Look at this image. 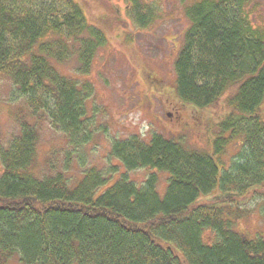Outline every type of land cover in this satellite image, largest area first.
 <instances>
[{
	"label": "trees",
	"instance_id": "16d2710c",
	"mask_svg": "<svg viewBox=\"0 0 264 264\" xmlns=\"http://www.w3.org/2000/svg\"><path fill=\"white\" fill-rule=\"evenodd\" d=\"M250 1L200 0L185 10L177 98L209 110L226 94L210 150L183 134L132 135L98 166L79 156L96 127L85 108L91 84L78 89L52 61L78 55L86 76L105 36L77 0H0V80L12 89L9 103L25 111L17 133L0 136V264L15 255L20 264H264V230L254 239L235 230L264 199V32L252 26ZM132 2L138 25L155 21L154 9L145 14ZM41 118L66 147L37 175ZM139 169L150 172L143 183L129 177Z\"/></svg>",
	"mask_w": 264,
	"mask_h": 264
},
{
	"label": "rangeland",
	"instance_id": "374dc122",
	"mask_svg": "<svg viewBox=\"0 0 264 264\" xmlns=\"http://www.w3.org/2000/svg\"><path fill=\"white\" fill-rule=\"evenodd\" d=\"M132 1L77 0L86 21L105 36V43L95 53L86 76H82L78 55H72L70 61L62 65L52 61L59 75L79 81L78 89L83 82L91 84L92 96L87 99L85 108L87 117L93 116L96 127L91 129L95 131L91 142L80 148L79 156L85 165H107L104 160L112 145L132 135L148 141L155 134L172 138L183 134L188 145L209 151L216 134L215 124L227 112L226 94L215 108L200 110L179 100L175 92L174 65L189 26L185 10L200 0H140L144 5L142 12L149 14L151 8L157 16L146 27L135 21ZM247 12L252 26L264 32V0H251ZM11 93L8 82L0 80L3 142L17 133L16 116L24 117L17 114H25L21 104L9 103ZM38 142L34 173L44 175L48 173L50 159L56 164L61 162L66 138L43 120ZM232 153L229 150L225 160ZM75 161L76 154L72 156L74 167L69 171L73 180L79 176ZM149 174L139 169L130 172L129 177L143 183ZM159 180V193L164 194L166 175L159 174ZM209 200L211 198L203 202ZM248 209L250 214L236 224L235 230L254 239L264 230V199ZM8 264H20L18 257L13 256Z\"/></svg>",
	"mask_w": 264,
	"mask_h": 264
},
{
	"label": "flooded vegetation",
	"instance_id": "af4514ba",
	"mask_svg": "<svg viewBox=\"0 0 264 264\" xmlns=\"http://www.w3.org/2000/svg\"><path fill=\"white\" fill-rule=\"evenodd\" d=\"M177 110V109H176ZM169 116H171V114H168Z\"/></svg>",
	"mask_w": 264,
	"mask_h": 264
}]
</instances>
